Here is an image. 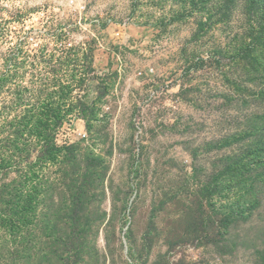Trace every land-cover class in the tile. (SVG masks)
Returning a JSON list of instances; mask_svg holds the SVG:
<instances>
[{"label":"rangeland","instance_id":"374dc122","mask_svg":"<svg viewBox=\"0 0 264 264\" xmlns=\"http://www.w3.org/2000/svg\"><path fill=\"white\" fill-rule=\"evenodd\" d=\"M0 264H264V0H0Z\"/></svg>","mask_w":264,"mask_h":264}]
</instances>
